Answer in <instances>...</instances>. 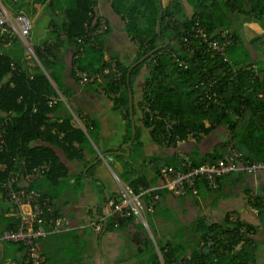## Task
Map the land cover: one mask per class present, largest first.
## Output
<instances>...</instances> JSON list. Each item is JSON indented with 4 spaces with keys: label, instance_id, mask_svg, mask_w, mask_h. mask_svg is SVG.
<instances>
[{
    "label": "trees",
    "instance_id": "trees-1",
    "mask_svg": "<svg viewBox=\"0 0 264 264\" xmlns=\"http://www.w3.org/2000/svg\"><path fill=\"white\" fill-rule=\"evenodd\" d=\"M54 1L42 2L54 9ZM108 1L125 21V31L132 42L137 44V57L133 60H127L118 52L108 54L105 36L111 25L105 16L96 12V0H75L62 11L58 21L52 17L50 25L59 35L34 47L43 68L38 64L30 67L26 57L19 62L10 54L0 52V122L8 119L0 137V183L6 181L14 170L23 172L46 165L28 188L42 192L43 198H49L47 204L60 219L55 200L64 191L84 190L85 180L92 176L95 167L85 171L90 164L86 161V151L93 153L92 141H98L99 124L87 111L76 106L74 89L66 82L70 77L79 83V70L90 75L98 74L95 81L86 85L95 86L98 91L96 86L101 84L108 93H118L110 100L114 102L115 111L122 113L129 130L132 129L131 87L136 123L132 144L142 145L143 128H147L157 145L171 148V156L167 159H158L157 154L143 158L146 166L155 168L153 178L142 174L133 177L140 173V168L130 162L124 164V179L136 192H143L142 200L148 214L155 212L162 198L170 194L167 188L157 190L160 197L154 211H150V200L155 194L152 188L161 183L157 178H161L163 166L171 165L184 171L188 162L195 166L214 164L232 147L253 161H264V58L242 59L245 56L241 55V49L245 45L241 44L238 34L242 22L238 28L233 26L234 20L242 15L248 21L261 22L264 0H162V6L160 0ZM102 19L107 22L104 32L87 37V31L98 30ZM196 25L208 33L209 39L218 38L225 44L227 60L214 55L204 38H195L188 45L183 43L182 38ZM227 30L226 38L223 32ZM80 38L85 41L80 42ZM166 39L170 42L164 46ZM17 40L20 41L18 37L2 34L0 29V45L16 44ZM250 43L264 44V34ZM67 45L73 51L68 62L64 48ZM158 47L129 75L134 62ZM250 58L252 55L248 53ZM107 69L109 72L105 73ZM141 71L145 72V77L136 95L134 80H139L137 76ZM204 88L214 91L215 98L209 99ZM75 115L82 126L75 122ZM168 122L171 123L169 128ZM218 129L226 134L215 139L217 142L212 149L204 152L193 145L200 140L211 141L210 135ZM131 139L129 134L125 141ZM183 143L189 144L188 153L181 150ZM114 156L123 159V155L114 153ZM95 157L98 158L99 154ZM77 160L85 161L81 169L73 166ZM233 173L222 175L215 189L210 188L205 179L197 178V193H189L195 196L204 191L221 194L223 179ZM71 179L74 181L70 182ZM2 191L0 184V200L6 201ZM246 192L248 194L249 189ZM260 193L264 195V192ZM251 199V195L246 198L248 208L252 211L257 205L261 208L258 214L253 211L258 217L257 224L240 219L238 210L229 211L221 221L200 213L189 226L183 225L175 233L166 231L159 235L151 227V220L153 238L147 239L137 264H264V261L257 262L264 249L255 237L260 229L264 231V208L260 199L255 202ZM133 219L136 218L109 216L105 226L101 223V234L106 227L114 231L116 225L126 226L127 221ZM18 220L15 216L8 218L6 225L9 229L1 235L15 229ZM93 223L95 221H90L89 225ZM8 243L20 250L16 261L24 258L25 242L11 240Z\"/></svg>",
    "mask_w": 264,
    "mask_h": 264
},
{
    "label": "crops",
    "instance_id": "crops-1",
    "mask_svg": "<svg viewBox=\"0 0 264 264\" xmlns=\"http://www.w3.org/2000/svg\"><path fill=\"white\" fill-rule=\"evenodd\" d=\"M42 1L14 0V2H6L0 0L9 11L15 14L20 12L27 14V11L38 12V7L42 5L43 12L48 10L46 20L49 22L48 27L52 30L51 32L54 33V36L50 39H55L59 34L50 25L53 20L52 16L58 17V21L60 14L66 7L63 8L62 3L56 0L54 1V9L49 10L48 7H45L47 3ZM70 1L69 3L72 5L75 0ZM96 1H98L96 12L101 16H105L111 25L110 32L105 36L108 54L118 52L124 55L127 60L131 59V53L132 55L136 54L137 44L135 43V45L128 35L122 33V30H125V21L114 12V8L108 0ZM56 4H59L61 9H57ZM239 17L234 20L233 26L238 28L242 22L238 33L241 37V44L245 45V48L241 49V55L245 56L242 59L252 61L264 58V44L251 45L250 43L252 39L264 34V17L261 22L256 23L257 25H249L248 22H243V15ZM252 27L257 30L255 33L250 31ZM46 40L49 39L40 40L37 44H42ZM7 44L0 45V52L8 53L11 56L17 55L16 57L13 56L14 60L23 61L24 57L21 58L18 53L19 48H16L13 43ZM64 48H66L65 55L68 62L72 58L73 51L69 45ZM248 53H251L252 58L248 59ZM30 67H34L33 63ZM143 81L144 77H140L137 82L140 87ZM66 82L74 89L73 100H75L76 106H80L82 110L87 111L95 119L94 121L99 124L98 141H92L93 153L90 154L86 151V161H90V164L85 171L91 166L95 165V167L92 168V176L86 178L83 191H64L55 200V206L63 220L59 231L49 233L46 237L39 240L40 249L46 256L48 264H108L109 260H111L109 264L112 262L117 264L118 256L126 252L129 245L134 244V246L138 247L137 253L121 258L120 262L123 264L138 263L140 261L138 255L141 249L145 248L147 239L151 236L150 231H147L146 227H142L143 229L138 227L142 226L140 220L136 218L132 221H127L126 226L118 227V224L114 231H110L106 227L102 234L101 223L105 226V220L110 216L108 201L110 197L118 195V179L126 183L124 179L126 177L124 164L130 162L131 165L134 164L140 168V173L134 174L133 177L142 174L148 176L149 179L153 178L155 168H151V165L146 166L143 158L157 154L158 159H167L171 156V148L157 145L147 128H143L142 145L136 146V144H132L135 138V136L132 138L133 129L129 130L122 113L115 111L114 102L110 100L113 97L102 90L103 85L98 84L96 86L97 91L95 86L77 83L70 77H67ZM86 101L91 106H87L88 109H85L84 105L81 104ZM129 134L131 135L132 143L130 145V154H127L123 146L130 141H125L126 136ZM215 138L211 139V141L200 140L199 143H193V145L207 152L216 144ZM189 148V144L183 143L181 150L188 153ZM114 153L123 155V159L113 156ZM97 154H99L98 158L95 157ZM102 156L105 157L102 158ZM84 162V160L74 161L73 166L81 169ZM112 166L116 171L113 170ZM72 181L74 180L71 179L70 182ZM158 181H161V178H157ZM222 184L224 188L221 194L218 192H205L204 190V194L195 196L189 193L179 198L166 194L156 211L149 213L153 229L159 235L166 231L167 233H170L169 231L176 232L183 225L189 226L200 213L205 214L209 219L221 221L226 213L232 210L239 211L240 219L257 224L258 217L251 208H248L246 198H248V195L252 196L255 192H264V171H259L255 174L239 171L226 176ZM246 189H249L248 194ZM14 216L11 206L6 201L0 200V235L4 230L9 229L6 225L8 218ZM90 221H95V223L88 226L87 224ZM255 237L256 242L264 249L263 229H260L258 233L256 232ZM101 244L106 247V253L104 251L102 253ZM19 251L8 241L0 240V264H12L20 256L21 253ZM107 254L109 257H107ZM260 261H264V250L257 257V262Z\"/></svg>",
    "mask_w": 264,
    "mask_h": 264
},
{
    "label": "built area",
    "instance_id": "built-area-1",
    "mask_svg": "<svg viewBox=\"0 0 264 264\" xmlns=\"http://www.w3.org/2000/svg\"><path fill=\"white\" fill-rule=\"evenodd\" d=\"M107 26L105 19H102V24L98 30L87 31L86 36H93L104 32ZM33 23L30 17L23 13H12L0 2V29L2 34H7L10 37H18L22 44L27 45V49L32 54L31 58L36 59L38 65H41L38 57L33 50V47L28 45L27 40L31 39V32ZM224 37H228V30L223 32ZM195 38H204L209 43V49L214 55H221L225 60L228 59L225 50V44L220 40L208 37V33L201 28L200 25L193 26L190 33L182 38L185 45H188ZM80 42L85 41L83 38ZM82 49V48H81ZM33 65H35L33 63ZM43 68V67H42ZM109 70H105L108 73ZM98 74L90 75L83 71H77V78L80 84L91 83L96 80ZM209 99L215 98V92L204 88ZM106 93V88H102ZM109 95L115 97L116 92H109ZM202 100V99H200ZM74 119L80 123L78 117L75 115ZM6 118L2 123L0 122V137L3 135V125L7 123ZM80 126L82 124L80 123ZM167 127H171V123H167ZM46 165L37 166L31 170L11 172L6 181L1 182V195L12 207V214L19 218L15 229L5 231L0 240L7 241H22L26 243L27 251L21 260L13 261L12 264H48L47 258L40 249L38 240L49 233L57 232L60 228L62 219L56 217L53 207L49 206V198H43L42 192L29 189L28 184L39 178L42 170ZM237 171H244L249 174H255L259 171H264V161H253L245 156V154L237 148H231L222 158L218 159L214 164L193 165L191 162L186 164V169L179 170L175 166L166 165L160 170L161 183L154 186L153 190H161L167 188L170 194L174 197H182L192 191L197 193L196 186L197 178H203L208 183V186L215 189L219 186V178L222 175L230 174ZM143 192H136L132 186L123 182L120 184V189L116 197L109 200V215L110 217L128 218L135 217L147 224L145 220V205L142 200ZM160 197L159 193H155L150 200V211H154V205ZM251 200L255 202L260 199L262 207L264 208V195L255 192L251 196ZM260 206L253 207L255 213L260 212ZM49 215V216H48ZM48 216V217H47ZM49 219V220H47Z\"/></svg>",
    "mask_w": 264,
    "mask_h": 264
},
{
    "label": "rangeland",
    "instance_id": "rangeland-1",
    "mask_svg": "<svg viewBox=\"0 0 264 264\" xmlns=\"http://www.w3.org/2000/svg\"><path fill=\"white\" fill-rule=\"evenodd\" d=\"M56 1V0H55ZM59 3H62V7L64 8V7H67V6H69L70 5V3L69 2H71L70 0H57ZM66 2V3H65ZM72 3H73V1H72ZM57 5V9L59 8V9H61L59 6V4H56ZM45 7H48V9L50 10V9H52V8H50V6H45ZM42 9H43V6L41 5V7H38V12H29V11H27V14H28V16L30 17V19H31V21H32V23H33V28H32V33H31V39H28L27 40V42H28V45H30V46H32L33 47V50L35 51V49H34V47H35V44H37L38 42H40V40H45V39H50L51 37H53L54 36V33L53 32H51L52 30L48 27V24H49V22H48V20H46V14L48 13V10H46V11H42ZM45 9V8H44ZM35 10V9H34ZM52 17H54L55 18V20H57V18H56V16H52ZM249 19L246 17V16H243V18H242V21L243 22H248L249 23V25L250 24H255V25H257L256 24V22H254V21H248ZM250 31L251 32H253V33H255L257 30H255V29H253V27L250 29ZM122 33L124 34V35H128L129 36V34L127 33V31H125V30H122ZM16 44H15V46H16V48H19L18 50V53H19V55H20V57L21 58H23V57H26V59L29 61V65H32V63H34L33 61L35 60L36 61V59H34V58H31V56H32V54L29 52V50L26 48L27 47V45L26 44H22V42H21V40L19 41V40H17L16 42H15ZM6 45H8V44H6ZM137 52V51H136ZM25 55V56H24ZM14 57H16L15 55H13ZM137 56H136V54H133L132 55V53H131V59L130 60H133L134 58H136ZM33 59V60H32ZM36 64H38V62L36 61L35 62V65ZM145 75V72L144 71H141L140 72V74L137 76V79L138 78H140V77H145L144 76ZM138 80H134V89H135V91H136V95L140 92V86L138 85ZM82 105H84V108L85 109H88L87 108V106H89V107H91L90 106V104L89 103H87V101L86 102H82L81 103ZM219 130V129H218ZM219 133H221V130H219L218 132H216V133H213V134H211L210 135V139H213V138H217L218 137V135H219ZM223 135H225L224 134V132H222L221 133V135L218 137V138H222V136ZM215 138V139H216ZM214 139V140H215ZM112 168H113V170L114 171H116L115 170V168L112 166ZM112 173V172H111ZM114 177H115V175H113ZM116 181H117V178H116ZM147 218H148V220L150 221V223H151V218L149 217V215L147 216ZM141 223V227L140 226H138L139 228H142V227H144L145 228V226L143 225V223L142 222H140ZM88 226H90L89 224H87ZM151 227H153V226H151ZM143 229V228H142ZM146 230L148 231V229H147V227H146ZM175 232V231H174ZM149 233H151L152 234V232H149ZM151 237V236H150ZM132 242V241H131ZM138 247H136V246H134V244L133 245H129V248L127 249V251L126 252H124L122 255H120V256H118V262H117V264H123L122 262H120L121 261V258H125L126 256H128L129 254H136L137 253V251H138V249H137ZM101 250H102V253H103V251L106 253V247H104L103 246V244H101ZM107 257H109V255L107 254ZM102 261H104V259H102ZM111 260H109L108 261V264H109V262H110ZM110 264H116V262L115 263H110ZM131 264H137L136 262H133V263H131Z\"/></svg>",
    "mask_w": 264,
    "mask_h": 264
},
{
    "label": "water",
    "instance_id": "water-1",
    "mask_svg": "<svg viewBox=\"0 0 264 264\" xmlns=\"http://www.w3.org/2000/svg\"><path fill=\"white\" fill-rule=\"evenodd\" d=\"M160 5L162 6V0H160ZM162 14H163V10H161V12H160V21H159V25H158L159 33L161 32V26H162V23H161ZM169 42H170V40L166 39V44L164 46H167ZM159 48L160 47L150 51L145 56H143L141 59H139L138 61L134 62L131 65V67L129 68V75H130V72L132 71V69L134 67H136L138 64L142 63L146 58H148L151 54L156 52ZM129 86H130V83H129ZM129 98H130V103L129 104H130V110H131V119H132V125H133V127H132V129H133L132 138H134V136L136 135V125H135V120H134V98H133V91H132L131 87L129 88ZM131 143H132V140L128 141V143L124 144V146H123V148L127 151V154H130V145H131Z\"/></svg>",
    "mask_w": 264,
    "mask_h": 264
},
{
    "label": "bare ground",
    "instance_id": "bare-ground-1",
    "mask_svg": "<svg viewBox=\"0 0 264 264\" xmlns=\"http://www.w3.org/2000/svg\"><path fill=\"white\" fill-rule=\"evenodd\" d=\"M121 183H123V181L122 180H120V179H118V190L120 189V184ZM153 191H155V190H153ZM157 191V190H156ZM155 191V193H158V192H156ZM149 214L147 213V210H146V207H145V220H146V222H147V224H144L143 223V221H141L140 219H138V220H140L142 223H143V225L145 226V227H147L148 228V230L151 232V230H150V223H149V220H148V218H147V216H148ZM151 237L153 238V235L151 234Z\"/></svg>",
    "mask_w": 264,
    "mask_h": 264
},
{
    "label": "clouds",
    "instance_id": "clouds-1",
    "mask_svg": "<svg viewBox=\"0 0 264 264\" xmlns=\"http://www.w3.org/2000/svg\"><path fill=\"white\" fill-rule=\"evenodd\" d=\"M75 120V119H74ZM79 121H80V123L82 124V122H81V120L79 119ZM75 122L78 124V125H80V123H78L76 120H75ZM114 156V155H113ZM105 157V156H104ZM103 156H102V158H104ZM105 160V159H104Z\"/></svg>",
    "mask_w": 264,
    "mask_h": 264
}]
</instances>
